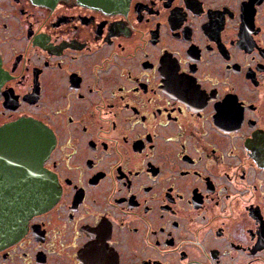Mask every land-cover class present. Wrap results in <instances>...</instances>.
Masks as SVG:
<instances>
[{
  "label": "flooded vegetation",
  "instance_id": "obj_1",
  "mask_svg": "<svg viewBox=\"0 0 264 264\" xmlns=\"http://www.w3.org/2000/svg\"><path fill=\"white\" fill-rule=\"evenodd\" d=\"M0 69L57 189L0 264H264V0H0Z\"/></svg>",
  "mask_w": 264,
  "mask_h": 264
},
{
  "label": "water",
  "instance_id": "obj_2",
  "mask_svg": "<svg viewBox=\"0 0 264 264\" xmlns=\"http://www.w3.org/2000/svg\"><path fill=\"white\" fill-rule=\"evenodd\" d=\"M57 0H33L52 4ZM89 7L114 11L129 0H78ZM1 70V69H0ZM45 130L36 122L21 120L0 129V230L43 211L57 199V189L45 181L42 160L47 152ZM6 216V217H3ZM15 216H17L15 218ZM2 217V218H1ZM5 226V227H3Z\"/></svg>",
  "mask_w": 264,
  "mask_h": 264
}]
</instances>
